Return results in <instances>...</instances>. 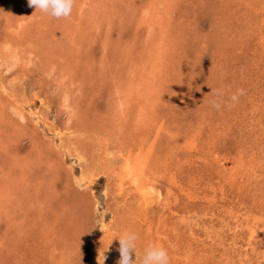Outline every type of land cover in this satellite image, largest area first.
Returning <instances> with one entry per match:
<instances>
[{
    "label": "rangeland",
    "instance_id": "rangeland-1",
    "mask_svg": "<svg viewBox=\"0 0 264 264\" xmlns=\"http://www.w3.org/2000/svg\"><path fill=\"white\" fill-rule=\"evenodd\" d=\"M263 16V0H75L56 20L0 0V264H117L126 231L137 264L148 243L170 264H264Z\"/></svg>",
    "mask_w": 264,
    "mask_h": 264
},
{
    "label": "clouds",
    "instance_id": "clouds-1",
    "mask_svg": "<svg viewBox=\"0 0 264 264\" xmlns=\"http://www.w3.org/2000/svg\"><path fill=\"white\" fill-rule=\"evenodd\" d=\"M28 5L34 7L35 11L39 10L48 17L59 20L67 19L72 15L75 0H28ZM238 94H242V90H238ZM215 95L217 98L211 100L210 104L218 108L220 106L219 97H221L223 93L217 91ZM237 98V94L231 97L233 101L237 100ZM117 238L120 244V259L117 264H137V258L133 262L130 253L135 252L136 255L138 235L135 232L126 231L117 236ZM139 264H170L168 251L163 246L148 243L143 248Z\"/></svg>",
    "mask_w": 264,
    "mask_h": 264
},
{
    "label": "bare ground",
    "instance_id": "bare-ground-1",
    "mask_svg": "<svg viewBox=\"0 0 264 264\" xmlns=\"http://www.w3.org/2000/svg\"><path fill=\"white\" fill-rule=\"evenodd\" d=\"M263 1H264V0H263ZM20 2H21V1H20ZM167 3H169V1H168ZM102 4H103V3H102ZM94 6H95V5H94ZM254 7H255V6H254ZM168 8H169V7H168ZM83 9H84V8H83ZM99 9H100V8H99ZM90 10H91V9H90ZM96 10H97V9H96ZM169 10H170V9H169ZM87 11H89V10H87ZM87 11H86V12H87ZM99 13H100V11H99ZM253 13H254V12H253ZM104 15H106V14H104ZM88 16H89V15H88ZM256 16H257V15H256ZM173 17H174V16H173ZM263 17H264V16H263ZM106 18H107V17H106ZM28 19H29V18H28ZM263 19H264V18H263ZM107 20H108V19H107ZM109 20H110V19H109ZM90 22H91V21H90ZM110 22H111V21H110ZM100 23H101V22H100ZM19 24H20V25H23L22 23H19ZM162 24H163V23H162ZM164 24H165V23H164ZM74 25H75V24H74ZM25 26H26V25H25ZM52 26H53V25H52ZM262 27H263V26H262ZM262 27H261V28H262ZM171 28H172V27H171ZM94 31H95V30H94ZM89 32H90V31H89ZM258 32H259V31H258ZM166 33H167V32H166ZM255 33H256V32H255ZM179 35H180V34H179ZM179 35H178V36H179ZM14 36H15V35H14ZM45 36H46V35H45ZM162 36H163V35H162ZM259 38H260V37H259ZM61 39H62V38H61ZM9 40H10V39H9ZM43 40H44V39H43ZM47 40H48V39H47ZM69 40H70V39H69ZM157 40H160V41H161V39H157ZM258 40H259V39H258ZM44 41H45V40H44ZM170 41H172V40H170ZM177 42H178V41H177ZM58 43H59V42H58ZM117 43H118V42H117ZM173 43H174V42H173ZM55 44H56V43H55ZM167 44H168V43H167ZM177 44H178V43H176V45H177ZM261 44H263V42H261ZM69 45H70V44H69ZM153 45H154V44H153ZM174 45H175V44H173V46H174ZM43 46H44V45H43ZM127 46H128V45H127ZM157 46H158V48H159V45H157ZM12 47H13V46H12ZM24 48H25V47H24ZM160 48H161V47H160ZM64 49H65V48H64ZM263 49H264V48H263ZM158 50H159V49H158ZM161 50H162V49H161ZM164 50H165V49H164ZM24 51H25V50H24ZM48 51H49V50H48ZM162 51H163V50H162ZM12 52H13V51H12ZM12 52H11V53H12ZM49 52H50V51H49ZM137 52H138V51H137ZM33 53H34V52H33ZM124 53H125V52H124ZM164 53H165V52H164ZM14 54H15V53H14ZM25 54H26V53H25ZM29 54H30V53H29ZM45 54H46V53H45ZM152 54L154 55V53H152ZM177 54H178V53H177ZM32 55H33V54H32ZM131 55H132V54H131ZM133 55H134V54H133ZM136 55H137V54H136ZM17 56H18V55H17ZM17 56H16V57H17ZM27 56H28V55H27ZM39 56H40V55H39ZM54 56H55V55H54ZM118 56H119V55H118ZM145 56H146V55H145ZM148 56H149V55H147V57H148ZM172 56H173V55H172ZM128 57H129V56H128ZM132 57H133V56H132ZM137 57H138V56H137ZM147 57H146V58H147ZM155 57H157V55H155ZM158 57L161 58L160 56H158ZM32 58H33V56H32ZM32 58H31V59H32ZM50 58H51V57H50ZM83 58H84V57H83ZM124 58H126V57L124 56ZM124 58L122 57V58H120V59H124ZM133 58H134V57H133ZM140 58H141V57H140ZM149 58H150V57H149ZM149 58H147V59H149ZM167 58H168V57H167ZM12 59H13V58H12ZM33 59H34V58H33ZM134 59H135V58H134ZM138 59H139V58H138ZM18 60H19V59H18ZM28 60H29V59H28ZM46 60H47V59H46ZM124 60H127V58L124 59ZM141 60H142V59H141ZM155 60H156V59H155ZM155 60H154V61H155ZM48 61H49V60H48ZM56 61H57V60H56ZM63 61H64V60H63ZM128 61H129V60H128ZM128 61H127V62H128ZM148 61H149V60H148ZM154 61H153V62H154ZM14 62H15V61H14ZM53 62H54V61H53ZM64 62H65V61H64ZM121 62H123V61H121ZM127 62H123V63H126V64H127ZM171 62H172V61H171ZM171 62H170V63H171ZM47 63H48V62H47ZM129 63L132 64V61L129 62ZM166 63H167V62H166ZM20 64H21V63H20ZM135 64H136V63H135ZM147 64H148V62H147ZM52 65H53V64H52ZM164 65H167V64H164ZM171 65H172V64H171ZM53 66H54V65H53ZM53 66H52V67H53ZM128 66H129V65H128ZM131 66H132V65H131ZM131 66H130V67H131ZM147 66H148V65H147ZM180 66H182V65H180ZM120 67H121V65H120ZM135 67H136V66H134V68H135ZM137 67H138V66H137ZM155 67H156V66H155ZM163 67H164V66H163ZM158 68H159V67H158ZM158 68H157V70H158ZM164 68H165V67H164ZM52 69H53V68H52ZM122 69H123V68H122ZM126 69H127V68H126ZM130 69H131V68H130ZM140 70H141V69H140V65H139V71H140ZM126 71H127V70H126ZM142 71H145V70H142ZM150 71H151V70H150ZM50 72H51V71H50ZM53 72H54V71H53ZM128 72H129V71H128ZM145 72H146V71H145ZM147 72H149V71H147ZM147 72H146V73H147ZM123 73H124V72H123ZM143 73H144V72H143ZM152 73H153V72H152ZM33 74H34V73H33ZM66 74H67V73H66ZM133 74H134V73H133ZM140 74H141V73H140ZM158 74H159V73H158ZM148 75H149V74H148ZM132 76H133V75H132ZM69 77H70V76H69ZM145 77H147V76H145ZM145 77H144V79H146ZM150 77H151V74H150ZM135 78H138V76L135 77ZM135 78H134V79H135ZM141 78H142V77H141ZM2 79H3V78H2ZM3 80H4V79H3ZM122 80H123V79H122ZM135 80L137 81L138 79H135ZM152 80H153V79H152ZM61 81H62V80H61ZM148 81L150 82L149 79H148ZM141 82H143V80H142ZM141 82H139V83H141ZM158 82H159V81H158ZM62 83H63V82H62ZM119 83H120V82H119ZM119 83H118V81L116 82V84H119ZM121 83H122V82H121ZM128 83H129V82H128ZM139 83H137V84H139ZM144 83H145V82H144ZM146 83H147V81H146ZM130 84H131V83H129V85H130ZM149 84H150V83H149ZM158 84H159V83H158ZM17 85H18V84H17ZM139 85H140V84H139ZM153 85H154V84H153ZM153 85H152V86H153ZM156 85H157V84H156ZM133 86H134V85H133ZM136 86H137V85H136ZM142 86H143V85H142ZM142 86H141V87H142ZM144 86H145V85H144ZM154 86H155V85H154ZM14 87H15V86H14ZM129 87H130V89L133 88V87H131V86H129ZM9 88H10V86H9ZM11 88H12V86H11ZM117 88H119V87H117ZM121 88H123V87H121ZM124 88H125V86H124ZM156 88H157V87H156ZM6 89H8V88H6ZM14 89H15V88H14ZM133 89H134V88H133ZM133 89H132V90H133ZM117 90H120V89H117ZM123 90H124V89H123ZM125 90L127 91V88H125ZM137 90H138V89H137ZM154 90H155V89H154ZM14 91H15V90H14ZM68 91H69V90H68ZM126 91H125V92H126ZM133 91H135V89H134ZM139 91H140V90H139ZM8 92H10V91H8ZM21 92H22V90H21ZM21 92H20V93H21ZM121 92H122V91H121ZM121 92H119V93H121ZM127 92H128V91H127ZM127 92H126V94H127ZM129 92H130V91H129ZM131 92H132V91H131ZM141 92H142V91H140L139 93H141ZM10 93H11V92H10ZM65 93H66V92H65ZM142 93H143V92H142ZM144 93H145V92H144ZM21 94H23V93H21ZM21 94H20V95H21ZM121 94H122V93H121ZM123 94L125 95V93H123ZM128 94H129V93H128ZM128 94H127V95H128ZM131 94H133V93H130L129 95H131ZM146 94H147V93H146ZM146 94H145V95H146ZM158 94H159V93H158ZM67 95H68V97H69V94H67ZM134 95H135V94H134ZM161 95H162V92H161ZM116 96H117V94H116ZM119 96H120V95H119ZM119 96H117V97L119 98ZM121 96H122V98L124 97L123 95H121ZM131 96H132V95H131ZM131 96H130V97H131ZM146 96H147V95H146ZM63 97H64V96H63ZM71 97H72V96H71ZM74 97H75V96H74ZM117 97H116V98H117ZM125 97H126V96H125ZM65 98H66V96H65ZM114 98H115V97H114ZM120 98H121V97H120ZM122 98H121V99H122ZM126 98H128V97H126ZM143 98H144V97H143ZM70 99H71V98H70ZM70 99H68V100H70ZM124 99H125V98H124ZM124 99H123V100H124ZM128 99H129V98H128ZM68 100H67L66 102H68ZM74 100H75V99H74ZM123 100H122V101H123ZM75 101H76V100H75ZM117 101H118V100H117ZM125 101H126V100H124L123 102L126 103ZM60 102H61V101H60ZM64 103H65V102H64ZM141 103H142V102H141ZM141 103H140V104H141ZM61 104H63V103H61ZM118 104H119V103H118ZM120 104H121V102H120ZM18 105H19V104H18ZM124 105H125V104H124ZM61 106H62V105H61ZM114 106H115V105H114ZM125 106H126V105H125ZM118 108H121L120 105L118 106ZM128 108H129V107H128ZM64 109H65V108H64ZM122 109H123V108H122ZM150 109H151V108H150ZM15 110H16V109H15ZM20 110H21V109H20ZM20 110H19V111H20ZM66 110H68V108H67ZM70 110H71V109H70ZM118 110H119V109H118ZM17 111H18V110H17ZM129 111H130V110H129ZM259 112H260V111H259ZM118 113H119V112H118ZM123 113H124V110H123ZM19 114H20V113H19ZM69 115H70V114H69ZM144 115H145V114H144ZM144 115H143V116H144ZM16 116H17V114H16ZM68 117H69V116H68ZM145 118H146V117H145ZM150 118H151V117H150ZM258 118H259V117H258ZM69 119H70V117L68 118V120H69ZM71 119H72V118H71ZM71 119H70V120H71ZM119 119H120V118H119ZM124 119H125V118H124ZM260 120H261V119H260ZM142 122H143V121H142ZM18 123H19V122H18ZM18 123H17V124H18ZM143 123H144V122H143ZM21 124H22V123H21ZM100 126H101V125H100ZM112 126H113V124H112ZM102 128H103V127H102ZM104 128H106V127H104ZM109 128H112L111 125H110ZM109 128H108V129H109ZM58 130H59V129H58ZM69 130H70V129H69ZM105 130H106V129H105ZM61 132H62V131H61ZM87 133H88V132H87ZM61 135H62V134H61ZM99 135H100V134H99ZM63 136H64V135H63ZM101 136H103V135H101ZM99 139H100V137H99ZM103 139H104V138H103ZM126 139H127V138H126ZM96 140H97V139H96ZM118 140H120V139H118ZM2 141H3V140H2ZM112 141H113V140H112ZM99 142H100V141H99ZM126 142H127V141H126ZM144 142H145V141H144ZM95 143H96V142H95ZM2 145H3V144H2ZM102 145H103V142H102V144H101L100 146H102ZM112 145H114V144H112ZM118 146H119V145H118ZM53 147H54V146H53ZM113 147H114V146H113ZM116 148H117V146H116ZM117 149H118V148H117ZM117 149H116V150H117ZM128 150H130V149H128ZM115 152H116V151H115ZM122 152H123V151H122ZM128 152H129V151H127V153H128ZM109 153H110V152H109ZM123 153H125V152H123ZM127 153H126V154H127ZM254 153H255V152H254ZM118 154H119V153H118ZM130 155H131V154H130ZM124 159H125V160H123V162L125 163L126 166H124V167H125V170H124L125 172H124V174H123V177H125V176H129L130 178H132V176H134L135 173H136V170H137V169H136V165H137V164H136V162L131 161V157H130V156H126ZM136 161H137V160H136ZM17 162H18V161H17ZM123 162H122V163H123ZM97 165H98V164H97ZM106 165H107V164H105V166H106ZM110 165H111V164H110ZM118 165H120V163H119ZM12 167H14V166H12ZM106 167H107V166H106ZM118 167H119V166H118ZM120 167H121V166H120ZM124 167H123V168H124ZM123 168H120L121 171H122ZM111 169H112V167H111ZM120 169H119V170H120ZM3 170H4V168H3ZM6 170H7V169H6ZM6 170H5V171H6ZM15 170H16V167H15ZM92 170H93V167H92ZM99 170H100V169H99ZM1 171H2V170H1ZM6 172H8V171H6ZM0 173H1V172H0ZM2 173H3V172H2ZM140 173H141V172H140ZM255 173H256V172H255ZM10 174H11V173H10ZM0 175H1V174H0ZM3 175H4V174H3ZM95 175H96V174H95ZM119 175H120V177H122L121 174H119ZM138 175H139V174H138ZM6 176H7V175H6ZM89 176H90V175H89ZM89 176H88V177H89ZM91 176H92V177H91ZM91 176H90V177H91V180H92V178H93L94 175H91ZM84 177H85V175H84ZM1 178H2V177H1ZM85 178H87V177H85ZM85 178H84V179H85ZM125 178H126V177H125ZM137 178H138V177H137ZM119 179H121V178H119ZM119 179H118V180H119ZM126 179H128V178H126ZM13 180H14V182H15V179H13ZM124 180H125V179H124ZM20 181H22V180H20ZM81 181H82V180H81ZM89 181H90V180H89ZM136 181H137V180H136ZM91 182H92V181H91ZM120 182H121V181H120ZM11 184H12V183H11ZM85 184H86V183H85ZM15 185H16V183H15ZM121 185H123V183H121ZM17 186H18V183H17ZM119 186H120V183H119ZM11 187H13V186L11 185ZM18 187H19V186H18ZM140 188H141V187H140ZM1 189H2V188H1ZM120 189H122V187H121ZM179 189H180V188H179ZM2 190L5 191L6 188H3ZM119 192H120V191H119ZM5 193H6V191H5ZM144 193H145V191H144ZM0 194H1V192H0ZM2 194H3V193H2ZM4 195H5V194H3V196H4ZM3 196H1V198H2ZM147 196H148V195H147ZM7 197H8V196H7ZM3 198H5V197H3ZM147 198H148V197H147ZM6 199H7V198H6ZM8 200H9V199H8ZM147 200H148V199H147ZM147 200H146L145 198H143V201H147ZM174 200H175V199H174ZM2 201L4 202V199H3ZM3 202H2V203H3ZM5 202H6V201H5ZM7 202H8V201H7ZM7 202L5 203V204H6V209H7V204H8ZM9 204H10V203H9ZM3 207H5V206L3 205ZM3 207H2V208H3ZM8 207L10 208V206H8ZM3 209H4V208H3ZM3 211L6 212V210H2V212H3ZM7 213H8V215L10 214L9 211H8ZM1 214H2V213H1ZM3 214H4V213H3ZM1 216H2V215H1ZM3 217H4V216H3ZM8 217H9V216H8ZM9 218H10V217H9ZM11 221H12V220H11ZM26 238H27V237H26ZM5 241H6V240H5ZM2 242H3V240H2ZM17 244H18V243H17ZM5 245H7V244H5ZM53 246H54V245H53ZM2 247H3V246H2ZM7 247H8V246H7ZM9 250H10V249H9ZM65 250H66V249H65ZM23 251H24V250H23ZM23 251H22V252H23ZM16 252H17V251H16ZM69 252H70V251H69ZM11 253H12V252H11ZM13 254H14V253H13ZM25 254H26V253H25ZM21 255H22V254H21ZM21 255H20V256H21ZM18 256H19V255H18ZM20 256H19V257H20ZM4 258H5V257H4ZM7 258H8V257H7ZM22 258H23V257H22ZM25 258H27V257H25ZM10 259H12V257H11ZM19 259H20V258H19ZM23 259H24V258H23ZM63 260H64V259H63ZM12 261H13V260H12ZM25 263H26V262H25ZM64 263H65V261H64ZM172 263H173V262H172ZM62 264H63V263H62Z\"/></svg>",
    "mask_w": 264,
    "mask_h": 264
}]
</instances>
